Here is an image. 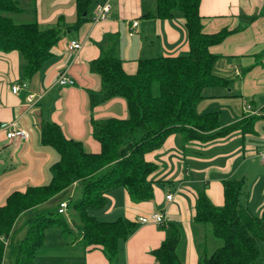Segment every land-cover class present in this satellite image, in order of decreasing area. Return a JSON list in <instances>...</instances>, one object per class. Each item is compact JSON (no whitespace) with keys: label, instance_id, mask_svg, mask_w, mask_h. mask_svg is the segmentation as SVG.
<instances>
[{"label":"crops","instance_id":"1","mask_svg":"<svg viewBox=\"0 0 264 264\" xmlns=\"http://www.w3.org/2000/svg\"><path fill=\"white\" fill-rule=\"evenodd\" d=\"M104 1L91 0L83 15L86 19L80 22L76 0H17L21 10L8 13L16 23L36 22L41 28L56 27L63 32L51 47V57L28 78L23 75L27 63L23 53L19 49L0 50V123L17 119L30 135L28 140H10L0 129V205L12 191L45 184L52 177L48 170L58 153L42 143V120L58 123L67 137L81 140L91 152H99L101 144L92 134V120L128 116L124 97L115 96L94 106L89 97L90 92L101 89L100 76L90 69V63L100 55L101 47L107 46L109 34L119 37L118 54L128 73L136 72L140 58L190 52L186 18L180 9L175 8L171 17H159L157 0H109L112 7L108 17L91 21L95 5ZM199 15L205 33L221 36L208 50L215 56L212 72L226 79L227 85L206 87L205 96L195 104L196 111L216 112L218 128L235 122L241 127L206 141L188 139L182 132L169 134L160 147L145 156L156 164L150 175V200L132 201L122 186L107 192V204L92 214L102 220L124 216L139 223L121 244L118 262H112L100 246L85 247L82 225L74 220L69 234L58 224V228L52 223L47 226L44 244L34 258L37 260L42 248L48 251L39 255H48L41 258L46 262L38 263L158 264L153 251L175 224L181 234H187L180 255L183 262L200 264L202 254L212 253L221 242L201 239L203 229L194 221L197 193L205 188L210 200L222 205L223 180L227 178L248 182L249 208L258 215L264 210V162L258 156L264 150V0H200ZM133 21L138 24L133 26ZM71 40L79 41L81 47L69 50ZM62 73L74 83L61 85L58 78ZM14 85L19 86L15 92ZM247 105L260 113L250 115ZM250 117H254L252 129L246 124ZM78 186H82L80 181H75L60 192L58 205L67 202L61 199L62 193L75 194ZM169 193L172 199L166 197ZM42 205L23 211L15 225L23 217L28 227V219L43 211ZM157 211L165 213L164 223L139 222L140 216ZM10 255L5 251L3 264H12V257L7 262Z\"/></svg>","mask_w":264,"mask_h":264},{"label":"trees","instance_id":"2","mask_svg":"<svg viewBox=\"0 0 264 264\" xmlns=\"http://www.w3.org/2000/svg\"><path fill=\"white\" fill-rule=\"evenodd\" d=\"M90 1L76 0L79 22L86 19L83 15ZM199 3L200 0H157L159 17H171L175 8L183 12L190 52L140 58L135 73L123 68L118 35H108L107 46L101 47L100 55L90 63V69L100 76L101 89L90 92L89 97L93 106L115 96L124 97L128 116L92 120V134L101 144L99 152H91L81 140L67 137L58 123L42 120V143L53 147L58 158L51 164L53 174L47 183L14 190L0 205V264L6 238L18 216L53 198L75 181L82 185L81 196L74 199L73 205L77 210L75 220L82 225L84 246H100L116 262L121 244L139 223L124 216L102 220L92 214L107 204V192L122 186L132 201L150 200L153 197L150 175L156 164L145 156L160 147L169 134L182 132L188 139L206 141L241 127L240 122H235L218 128L216 112L196 111L195 104L205 96L206 87L227 85L226 79L211 70L215 56L208 47L221 36L203 31ZM20 10L17 0H0V50L19 49L27 60L23 75L28 78L51 57V47L62 37L63 30L41 28L36 22L16 23L8 13ZM253 120L254 117L246 120L251 129ZM245 184L244 179H224L222 205H215L205 188L198 190L194 221L199 225L210 223L213 234L222 240L212 253L202 254L200 264H264V210L260 215L251 212ZM70 203L69 200V206ZM32 216L14 264H36L34 255L43 246L45 229L51 223L58 224L64 233L71 231L58 209ZM171 229L170 235L153 251L156 261L185 264L178 251L181 230L175 224Z\"/></svg>","mask_w":264,"mask_h":264},{"label":"rangeland","instance_id":"3","mask_svg":"<svg viewBox=\"0 0 264 264\" xmlns=\"http://www.w3.org/2000/svg\"><path fill=\"white\" fill-rule=\"evenodd\" d=\"M93 4V3H92ZM90 9V8H89ZM94 73H96V72H94ZM97 74V73H96ZM98 75V74H97ZM22 79H23V77H22ZM21 81H23V80H21ZM64 86H68V85H64ZM70 86V85H69ZM94 108V107H93ZM61 130H62V127H61ZM63 131V130H62ZM64 133V132H63ZM264 150L262 151V152H258V156H259V160L260 161H263L264 162ZM49 171V174H50V176H52V174H53V172L51 171V169L50 170H48ZM245 186H246V188L248 189V186H249V183L248 182H246V184H245ZM65 190V189H64ZM81 190H82V186H78V188H77V191H76V193L75 194H73V193H62V195H64L63 197H61V199L63 198V199H65V200H67V202L70 200V206H69V209H68V211H66V213H64L63 214V216H64V218L68 221V224L69 225H71V222L73 221V220H75V219H78L77 218V210H76V208L74 207V205H73V201H74V199H76V198H78L79 196H81ZM60 193H58L57 195H55L53 198H51V199H49V200H47V201H45L44 203H43V205H42V210H43V212L44 213H50V212H56V210H57V206H58V201H59V197H60V195H59ZM256 205H254V204H251V207L252 208H254ZM251 210V209H250ZM251 212L253 213V214H259V213H254L252 210H251ZM33 215H36V213L35 214H33ZM31 217H33V216H31ZM30 217V218H31ZM29 218V219H30ZM15 225V224H14ZM29 225V224H28ZM52 225H55L54 227H57L58 228V225L56 224V223H52ZM201 229H203V234H204V236H202L201 237V239L202 240H204L205 238L209 241L210 239H212L213 241H220L221 242V244H222V240L220 239V238H218V237H216L214 234H213V232H212V225L210 224V223H207V224H201ZM27 221H25L24 220V218L22 217V218H20L18 221H17V223H16V225H15V228L13 227V229H12V231H11V233H13V236L11 237L10 236V234L11 233H9V235H8V237L6 238V242H5V251H8V253H10L11 255L9 256V259L7 260V262H9L10 261V259H11V257H12V264H14V262H15V259H16V255H17V249H18V246H19V244H20V241L22 240V238L25 236V234H26V231H27ZM13 230H15L14 232H13ZM10 236V237H9ZM186 240H187V234L185 233V232H182V242H181V247H179V249H178V251H179V254L180 255H182L183 254V246L182 245H184L185 243H186ZM216 248V247H215ZM42 251H45V252H47L48 250H44V248H42V249H40L39 250V252H38V258H37V260H35V258H34V262L36 263V264H40V263H38V262H46V261H42V259L41 258H46V255H48L47 253H46V255H43V254H41V255H39L40 253H42ZM37 253V252H36ZM36 253H35V255H36ZM4 259V258H3ZM13 260H14V262H13ZM112 261V260H111ZM112 262H114V261H112ZM116 262H118V259L116 260ZM43 264H48V263H43Z\"/></svg>","mask_w":264,"mask_h":264},{"label":"built area","instance_id":"4","mask_svg":"<svg viewBox=\"0 0 264 264\" xmlns=\"http://www.w3.org/2000/svg\"><path fill=\"white\" fill-rule=\"evenodd\" d=\"M112 4L109 0H106L104 2H98L94 10L90 16V20L93 22H98L105 20L108 17V14L111 10ZM138 21H133V26L137 25ZM130 34H133V31H130ZM81 47V43L77 40H71L68 43V49L69 50H77ZM58 82L61 85H72L74 83V79L71 77L67 76L65 73H62L59 75ZM19 89L18 85H14L12 87V90L15 92ZM32 98L29 97L28 101H31ZM247 110H249L250 114L256 115L259 114V110L257 109H252L250 105L246 106ZM0 129L5 131L6 137L10 140L14 139H26L28 140L30 138L29 132L21 125V123L16 119V120H11V121H4L0 123ZM264 153V152H263ZM173 194L169 193L166 195L168 199H172ZM68 207V202L66 201H61L58 205V212L59 213H65ZM165 213L163 211H157L153 212L149 216L147 215H142L139 217V222L140 223H146L149 221L156 222L158 224H162L165 222Z\"/></svg>","mask_w":264,"mask_h":264}]
</instances>
